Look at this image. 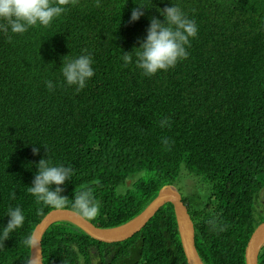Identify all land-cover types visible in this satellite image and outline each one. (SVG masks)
Wrapping results in <instances>:
<instances>
[{
    "label": "trees",
    "instance_id": "16d2710c",
    "mask_svg": "<svg viewBox=\"0 0 264 264\" xmlns=\"http://www.w3.org/2000/svg\"><path fill=\"white\" fill-rule=\"evenodd\" d=\"M151 2L130 22L132 0H67L48 26L0 31V225L9 206L25 215L0 244V264L29 260L22 241L53 209L27 191L36 164L48 156L72 168L61 186L69 199L64 208L75 191L87 190L99 209L91 221L104 227L138 214L183 167L208 185L201 205L182 194L202 261L245 264L248 240L264 220L255 208L264 186V0H173L197 34L186 58L145 76L121 56L139 45L150 16L163 19L157 7L171 6ZM82 49L92 56L94 75L76 91L59 68L63 56ZM45 80L53 81L51 91ZM127 179L131 187L117 191ZM42 247L43 264H95L96 254L98 264H188L171 203L125 240L102 242L63 220L48 227ZM258 262L264 264V246Z\"/></svg>",
    "mask_w": 264,
    "mask_h": 264
},
{
    "label": "clouds",
    "instance_id": "9594fccd",
    "mask_svg": "<svg viewBox=\"0 0 264 264\" xmlns=\"http://www.w3.org/2000/svg\"><path fill=\"white\" fill-rule=\"evenodd\" d=\"M132 2L134 7L130 12V22L137 21L144 15L145 10L153 7L151 0H132ZM66 3L67 0H0V31H7L11 34H23L30 27L37 25L48 26L54 19L65 12ZM156 11L159 12L163 19L161 20L154 15L150 16L146 35L139 41V45L134 46L131 52L122 51L121 56L124 65L130 62L135 64L145 76H152L159 71H167L180 60L186 58L188 55L186 47L189 45L190 38H194L197 34L195 21L189 18L173 0H171V6L157 7ZM8 38L11 39V36ZM81 53L70 58L68 55L63 56L61 58L62 64L59 68L63 83L74 87L76 91L84 88L87 81L94 75L91 54L84 49L81 50ZM44 84L49 91L54 87L51 80H45ZM168 123L169 121L166 117L159 121V125L162 128ZM161 143L167 145L168 138L162 137ZM38 151V148L33 147L34 154ZM36 168L37 171L33 176L31 185L27 187V191L37 203L55 209H63L69 199L61 195L63 192L61 186L65 181L71 179L72 168L64 164L51 163L49 156L47 159L41 158L36 164ZM127 182L129 186H127ZM131 182L130 179H127L126 186L131 187ZM169 185L177 188L176 184ZM127 187L122 190L120 184L117 187V191L125 192ZM179 193L181 194L180 191ZM205 194L204 202L207 200L208 191H205ZM70 200V209L81 218L91 221L97 216L99 209L89 191H75ZM183 202L189 211V205L185 201ZM37 212H39V209H37ZM258 214L262 213L258 212ZM4 215L8 217V220L6 224L0 225V244L9 238L11 233L21 228L25 222V215L19 205L15 207L9 206ZM208 223L212 229H216L217 222L214 218L209 220ZM223 228L224 226L220 225L219 230H223ZM38 242V239L32 233H29L23 239L22 244L31 250L37 246ZM32 259L35 258L26 260L25 264H32Z\"/></svg>",
    "mask_w": 264,
    "mask_h": 264
},
{
    "label": "water",
    "instance_id": "95a60500",
    "mask_svg": "<svg viewBox=\"0 0 264 264\" xmlns=\"http://www.w3.org/2000/svg\"><path fill=\"white\" fill-rule=\"evenodd\" d=\"M173 205L177 229L182 244V249L185 254L188 264H204L195 243V228L194 222L188 211L187 206L181 198V194L173 185L165 184L161 186L156 196L135 216L124 223L100 227L96 226L92 221L81 218L75 214L70 208L51 209L39 223L34 227L32 234L38 239L36 247L30 250L32 264H43V247L42 239L45 231L51 224L57 221H67L86 232L92 238L112 243L122 241L133 236L140 231L146 222L161 208L165 203ZM264 245V221L260 222L252 235L250 236L245 249V264H259V253Z\"/></svg>",
    "mask_w": 264,
    "mask_h": 264
},
{
    "label": "rangeland",
    "instance_id": "374dc122",
    "mask_svg": "<svg viewBox=\"0 0 264 264\" xmlns=\"http://www.w3.org/2000/svg\"><path fill=\"white\" fill-rule=\"evenodd\" d=\"M149 171L142 170L139 172V175H148ZM131 180V179H130ZM176 186L178 190L183 194L186 198H188V201H191V206L194 205H201L203 199L206 197L205 191L208 190V185L195 177L194 174L188 173L185 171V169L182 167L181 173L179 177L176 180ZM127 186L128 182H127ZM122 190L126 189V184H121ZM255 208L257 212H260L264 214V187L259 190L256 200H255ZM99 256L96 254L93 258V262L95 264H98Z\"/></svg>",
    "mask_w": 264,
    "mask_h": 264
}]
</instances>
